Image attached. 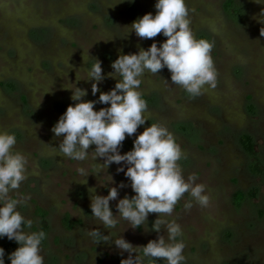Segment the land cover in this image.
I'll use <instances>...</instances> for the list:
<instances>
[{
    "label": "rangeland",
    "instance_id": "374dc122",
    "mask_svg": "<svg viewBox=\"0 0 264 264\" xmlns=\"http://www.w3.org/2000/svg\"><path fill=\"white\" fill-rule=\"evenodd\" d=\"M122 2L0 0V132H15L16 150L28 157V179L21 192L32 198L21 210L37 221L36 231L44 224L37 208L48 213V238L42 244L45 264H121L128 256L125 252L122 257L114 244L95 243L87 235L95 228L110 234L91 217L88 191L96 188L97 195H108L102 185L108 183L107 170L100 176L90 174L87 184H81L86 178L78 169L94 173L96 162L64 160L51 148L60 143L51 129L74 103L71 91L64 87L76 83L77 73L85 76L83 57L102 61L107 76L121 50L136 53L139 47L147 49L154 41L167 39L160 34L141 40L127 27L138 17L155 14L156 0ZM187 4L196 37L215 41L212 54L218 85L192 99L171 84L167 68L157 75L146 73L140 91L148 102L150 120L136 135L151 122L166 125L184 152L180 164L185 177L198 175L197 183L205 184L211 196L210 207L195 205L185 212L186 195L169 218L183 227L186 264H264V35L260 31L264 25L253 19L264 5L254 0H187ZM91 83L77 84L88 89L86 101L99 97V93L92 95ZM115 83L106 79L101 91H110ZM109 106L98 104L96 110ZM246 136L253 140V155L243 144ZM133 140L126 138L121 154L132 150ZM117 167L113 163L109 168L116 182L112 186L128 185L119 198L134 195L130 181L124 173L117 174ZM239 191L248 196L240 208L235 205ZM117 203L110 202L114 214ZM67 215L81 224L67 230L63 223ZM157 215L149 216V226ZM128 227L121 221L113 231L134 246L158 236L142 228L124 232ZM0 247L7 257L19 245L5 237Z\"/></svg>",
    "mask_w": 264,
    "mask_h": 264
},
{
    "label": "clouds",
    "instance_id": "9594fccd",
    "mask_svg": "<svg viewBox=\"0 0 264 264\" xmlns=\"http://www.w3.org/2000/svg\"><path fill=\"white\" fill-rule=\"evenodd\" d=\"M254 2L264 5V0ZM155 9V14L149 12L127 26L131 29L129 34L134 33L141 40L153 39L160 34L167 39L162 43L154 41L147 49L139 47L136 53L123 54L121 50L111 63L113 71L107 76L102 61L83 57L86 64L84 78L77 73L76 83L70 82L71 86L64 87L71 91L74 103L51 129L55 138L60 139L58 148L50 146L56 150V156L77 163L89 158L96 162L94 173L83 167L78 169L86 178L81 184H87L90 174L100 176L107 170L109 180L107 185H102L108 189V195H97L96 188L88 191L91 217L109 229L110 234L103 235L95 228L87 235L95 243L114 244L122 257L128 253L127 258L121 259V264H159L161 261L186 264L183 227L176 219L169 218L186 195L185 212H190L195 205L201 208L211 205L207 186L197 183L198 175L185 177L180 164L185 158L184 152L166 125L151 122V126L136 135L150 120L148 102L140 91L146 73L157 75L167 68L171 73V84L180 86L192 99L218 85V71L212 54L215 41L196 37L191 28V9L187 0H156ZM253 19L264 25V8ZM260 31L264 35V27ZM106 79H114L116 83L110 91L104 92L100 85ZM80 81L92 82L91 93L93 96L99 93L98 99L86 101L88 89L78 87ZM98 104L110 106L97 111ZM129 137H134L133 148L121 154L123 143ZM17 142L15 132H0V239L6 237L19 245L7 257L6 250L0 247V264H6V259L11 264H45L42 244L48 234L42 228L33 230L37 221L21 210L28 207L32 197L30 193L21 192V186L28 179L29 161L24 153L16 150ZM91 146H95L94 150L89 151ZM99 159L103 163H99ZM113 163L119 166L117 174L124 173L130 181L134 195L119 198L120 190L128 185L121 182L112 186L116 183L109 173ZM112 201H118L117 214L110 206ZM152 214L158 215L149 226ZM121 221L129 224L124 232L129 228H142L146 233L155 232L158 236L146 245L134 246L123 234L113 231Z\"/></svg>",
    "mask_w": 264,
    "mask_h": 264
},
{
    "label": "trees",
    "instance_id": "16d2710c",
    "mask_svg": "<svg viewBox=\"0 0 264 264\" xmlns=\"http://www.w3.org/2000/svg\"><path fill=\"white\" fill-rule=\"evenodd\" d=\"M243 144L245 146V149L251 154L253 155L254 154V143H253V140L251 137L249 136H246L244 139H243ZM247 195L241 191L237 192L235 194V205L240 208L243 204V202L247 199ZM37 215L39 217H41L44 221V224L42 226V229L46 232L47 229H48V225L46 223V219L48 217V213L46 211H44L43 209L41 208H37ZM64 226L67 230H72L74 229L77 225H80L81 222L80 221H73L70 217V215H67V217L64 219ZM36 228L34 227V230ZM9 260L6 259V263L8 262Z\"/></svg>",
    "mask_w": 264,
    "mask_h": 264
}]
</instances>
